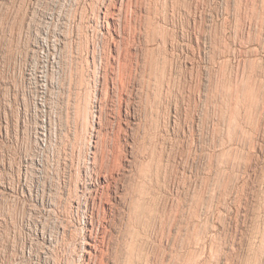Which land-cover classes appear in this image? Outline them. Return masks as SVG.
Returning <instances> with one entry per match:
<instances>
[{"label": "rangeland", "instance_id": "1", "mask_svg": "<svg viewBox=\"0 0 264 264\" xmlns=\"http://www.w3.org/2000/svg\"><path fill=\"white\" fill-rule=\"evenodd\" d=\"M81 2L0 0V264L37 263L35 224L56 223L43 196L71 187L72 166L83 174L98 128L99 148L123 153L114 252L126 256L135 231V264H264V0L135 1V81L122 94L116 76L102 94L97 75L78 83Z\"/></svg>", "mask_w": 264, "mask_h": 264}, {"label": "bare ground", "instance_id": "2", "mask_svg": "<svg viewBox=\"0 0 264 264\" xmlns=\"http://www.w3.org/2000/svg\"><path fill=\"white\" fill-rule=\"evenodd\" d=\"M80 1H82L81 3H83V4L79 8L77 7L78 10H76L77 8L75 9V11H77V12H75V11L73 12V14L74 15L76 14L78 16V18L76 16L75 21L73 20L74 21L73 23H75L76 26H74L75 29L72 31V33H71L72 35L70 34L74 38L75 41L79 40L78 41L79 44L81 42L84 43L85 44L84 48L86 49V55L84 56L85 66H84L83 72H81L82 75L80 76L78 83L82 86L85 84V82L87 81V77L90 74L93 77H94V75H97L100 79L99 91L102 94L103 89H104L103 87L105 85V81H107V83H110L112 80V82H113L114 76H116L118 79V87L117 88L120 89L121 94L126 93L127 90H129L130 88L133 87V85H134L133 83L135 81L134 80V74H135L134 73L135 72L134 64H135V62H133L134 53L132 52V48H133V43H134L135 37H136L135 36L136 30H135V26H134L132 17L135 14L134 6L136 5L135 1H137V0H80ZM79 4H80V2H79ZM79 4H77V5L79 6ZM71 29H73V28H71ZM59 33H61V31ZM70 35H68V36H70ZM55 37H56V34H55ZM50 38H48V39H50ZM64 38H65V36L63 34H59L56 37L57 41L64 39ZM66 38H67V36H66ZM56 39L54 40L55 42H56ZM43 43H44V41H43ZM76 44H77V42H76ZM84 44L82 46H84ZM55 46H56V44H54V48H56ZM40 47H42V49L44 51H45V49H48L49 51H55L56 50V49L55 50L52 49L53 47L51 46V44L49 45L48 42L46 45H43ZM49 54L50 53H48V55ZM51 56H54L57 59V56L55 53L54 54L51 53ZM51 56L49 55L48 57L50 58ZM48 62L51 63V61H47V63ZM54 63H55V61H54ZM79 71H82V69L81 70L79 69ZM85 73H86V75H85ZM97 76H95V77H97ZM95 80H96V78H95ZM147 84H148V82H147ZM149 87H150V85H149ZM113 88L114 87H112L110 89H113ZM143 88H144V86H143ZM235 98H237V97H235ZM93 103L95 104L94 107L98 108V110H96V112H99V119H101L100 116H101L103 110L100 107L99 100H97V97L93 101ZM121 107H122V105H121ZM96 125H99V123L97 122ZM41 129H42V131L39 134L44 136L46 129L44 130V126H42ZM100 131H101V128L100 129L98 128V132L96 131L93 134V136L91 137V143H90L91 144V150L89 153H86L85 166H83L84 167V170H83L84 177H83V174L81 173V170H79L80 168L78 169L79 171H74L73 166H72V168H70V170H68V171H70L69 172L70 182H72V183L74 182L73 184L70 183L71 187L68 186L67 181L63 182L64 183L63 186L59 182L60 186H56V187L57 188L60 187V190H57V188L56 189L54 188L52 191L53 193H51V194L49 193V196L48 195L43 196L42 205L47 210V218L46 219L51 220V222H52V220H54V223L56 222L54 224L55 226H53L55 228V230H54L55 234H52L49 232L48 225H50V224L47 222V220L42 221V219H41V221H38L35 224L36 233L39 236V239L41 240V243H40L41 245L38 243V245H40L39 249L34 250V249L30 248V256H31V258L33 256H37L36 259H38V260H37L36 264H111L112 262L114 264H121V262H127L126 264H135L134 262H136L135 256L137 254V246L138 245H136L137 243H136V239H135V237H137V236L134 234H136L137 232L135 233V231H134V233H132L131 231H129V233H128V235H129V240H128L129 250L127 249L128 251H127L126 256H123L124 254H123L120 246L115 252L111 248V246H112L111 236L112 235H111V230H109V220L110 219L108 216H109V212L111 211V209H113L114 204H115V202H113V197L114 198H116V197L120 198V196L118 195V192L115 189H118L117 188L118 187L117 186L118 181L120 179V176H122L121 174H124V173H121V171L124 169L123 162H122L123 161L122 160L123 159V153L116 154L117 153V151H116V153L114 152L115 154L114 153L110 154L111 150L109 151V150H107V148H99V139L100 138H99L98 133ZM120 131H124V130L121 129ZM126 131H127V129H126ZM126 131H125V133H126ZM120 134H122V133H120ZM104 140H105V137H104ZM74 149H75V147H74ZM131 149H133V148H131ZM73 151L77 152L75 150H73ZM141 151H143V150H141ZM80 153H78L76 155L73 154V159H74V157L76 159H78L77 157L81 156ZM81 159H83V158H81ZM67 161H69V160H67ZM34 163H35V165H37L39 172L46 173V171H47L46 166L47 165L45 164V162L42 159L38 160L37 162L35 160ZM127 172H128V170H127ZM141 177H142V175H141ZM51 187H54V186H51ZM137 190H138V188H137ZM44 192H46V191H44ZM144 194H145V192H144ZM144 194H143V197H144ZM125 199H127V198H125ZM132 201H134V200H132ZM131 202H130V204H131ZM138 211L141 212V210H139V209H138ZM126 215L128 217V214H126ZM138 215H139V213H138ZM138 215H136V217H135L136 221H137ZM127 223H128V221H127ZM137 223H138V221H137ZM139 223H140V221H139ZM124 224H125V222H124ZM140 226H142V225H140ZM140 229H141V227H140ZM119 237H121V236L119 235ZM123 237H124V235H123ZM138 239H139V237H138ZM143 239H145V238H143ZM139 240H138V242H140ZM141 242H143V241H141ZM115 244H117V243H115ZM121 246L124 247V245H121Z\"/></svg>", "mask_w": 264, "mask_h": 264}]
</instances>
